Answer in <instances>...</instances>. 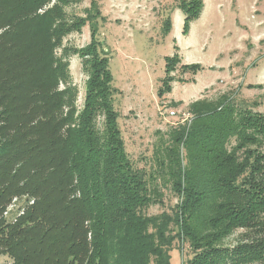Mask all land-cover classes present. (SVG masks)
Wrapping results in <instances>:
<instances>
[{
	"label": "trees",
	"instance_id": "trees-1",
	"mask_svg": "<svg viewBox=\"0 0 264 264\" xmlns=\"http://www.w3.org/2000/svg\"><path fill=\"white\" fill-rule=\"evenodd\" d=\"M52 2L0 0V256L12 264H171L178 250L187 264H264L259 104L232 90L191 102L190 121L158 132L149 167H140L126 150L101 42L88 53L85 108L77 107L57 57L63 34ZM179 5L187 31L204 0ZM179 60L167 58L166 72ZM155 206L163 210L150 214Z\"/></svg>",
	"mask_w": 264,
	"mask_h": 264
},
{
	"label": "rangeland",
	"instance_id": "rangeland-1",
	"mask_svg": "<svg viewBox=\"0 0 264 264\" xmlns=\"http://www.w3.org/2000/svg\"><path fill=\"white\" fill-rule=\"evenodd\" d=\"M183 1L192 0H53L51 4L57 8L56 25L63 34L57 57L68 65V86L77 91V107L85 108L88 53L101 42L117 92L114 107L126 150L140 167H149L162 137L158 132L165 134L177 122L170 116L176 111L172 104L184 109L201 95L214 98L232 90L238 99L256 102L264 112V0H204L200 18L187 31L179 5ZM174 56L180 60L166 72L167 58ZM190 65L200 70L193 74ZM166 76L175 82L169 85ZM168 85L172 91L161 96ZM102 121L103 116L99 124ZM16 209L15 204L10 206L8 218ZM162 210L155 206L150 214ZM0 264L12 261L0 256ZM171 264H187L182 251L172 252Z\"/></svg>",
	"mask_w": 264,
	"mask_h": 264
},
{
	"label": "built area",
	"instance_id": "built-area-1",
	"mask_svg": "<svg viewBox=\"0 0 264 264\" xmlns=\"http://www.w3.org/2000/svg\"><path fill=\"white\" fill-rule=\"evenodd\" d=\"M170 116L174 118H180V120L183 122H189L191 119L190 115L187 113L185 109L172 111L170 112Z\"/></svg>",
	"mask_w": 264,
	"mask_h": 264
},
{
	"label": "crops",
	"instance_id": "crops-1",
	"mask_svg": "<svg viewBox=\"0 0 264 264\" xmlns=\"http://www.w3.org/2000/svg\"><path fill=\"white\" fill-rule=\"evenodd\" d=\"M176 18V14H175V17H174V19ZM200 98H203L202 97V95L200 96V97H198L197 99H194V100H192V101H190V102H188L187 104H190L191 102H193V101H195V100H198V99H200ZM184 103V102H183Z\"/></svg>",
	"mask_w": 264,
	"mask_h": 264
}]
</instances>
